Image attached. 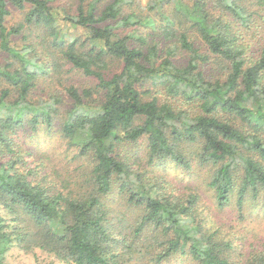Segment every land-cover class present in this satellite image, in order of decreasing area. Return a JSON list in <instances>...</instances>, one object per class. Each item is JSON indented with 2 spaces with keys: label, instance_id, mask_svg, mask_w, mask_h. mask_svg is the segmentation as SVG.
I'll use <instances>...</instances> for the list:
<instances>
[{
  "label": "trees",
  "instance_id": "trees-1",
  "mask_svg": "<svg viewBox=\"0 0 264 264\" xmlns=\"http://www.w3.org/2000/svg\"><path fill=\"white\" fill-rule=\"evenodd\" d=\"M251 1L151 0L155 20L135 0H0V210L23 225L0 213V264L12 244L66 264H238L237 250L264 264V241L244 249L201 217L196 190L153 170L189 168L196 144L218 208L264 198V0ZM60 147L84 161L75 190L50 164ZM111 195L139 216L116 218Z\"/></svg>",
  "mask_w": 264,
  "mask_h": 264
},
{
  "label": "rangeland",
  "instance_id": "rangeland-1",
  "mask_svg": "<svg viewBox=\"0 0 264 264\" xmlns=\"http://www.w3.org/2000/svg\"><path fill=\"white\" fill-rule=\"evenodd\" d=\"M137 4H139L140 8L143 9L144 12L148 13L147 5L151 2V0H135ZM247 6L249 11L256 10L257 4L255 0L248 2ZM253 3V5H251ZM163 12H167L171 15V7L165 6L163 8ZM149 14L156 20H159V15L155 14V12H149ZM21 18V12L18 10L12 9L10 15L6 18V25L11 26L17 23ZM182 25V24H181ZM190 34V38L196 43L200 42L198 38H196L194 32L191 30L188 32ZM4 55L0 52V61L3 62ZM113 68H116L114 66ZM64 76H67L63 74ZM68 80L70 83L75 84L77 87L82 88L86 87L91 83L90 80L85 78L80 72L71 71L68 73ZM46 86L47 84H43ZM42 86V85H41ZM41 86L39 88H41ZM48 135V134H47ZM50 136V134H49ZM43 139H47L48 137L44 136ZM56 142L55 144H57ZM142 140L137 143L125 144V148L129 149L130 152L134 151L138 154L140 153V149L142 148ZM47 143H43V147L40 151H47ZM53 147L52 145L49 146ZM48 148V149H49ZM62 147L51 150L49 154L51 155H59L55 158L54 162H50L52 167L60 166V177L56 176L59 183L68 184L71 190H75L77 187L76 184L81 182V178L75 179V172L70 174V170L76 169V173L81 177L84 170H82L85 165L83 160L74 159L70 162L71 154L65 152ZM124 148V149H125ZM142 150V149H141ZM133 152V153H134ZM184 156L188 159L190 163V167L186 168L182 164L177 163L175 160L171 158H165L162 160L161 164L158 167H154L155 175H163L167 177L172 183L181 191H186V189H194L199 193L201 199V209L200 214L201 217L206 219H213L215 225L220 226L224 231L229 232L230 237H239V239L243 240L244 249L250 244H257L264 241V198L259 200L258 205L255 203L249 205L247 208H243L240 212L238 211L235 202L232 201L231 204L225 206L223 208H218L216 202L213 200L212 190L206 186V183L209 181V176L213 167L211 165H206L205 163H199V150L196 144L191 145L187 144V146H183ZM67 155V157H66ZM62 160L70 162L68 166L64 167V163L62 165ZM143 160H146L143 158ZM55 164V165H54ZM58 168V167H57ZM49 170V169H48ZM47 171V170H46ZM80 171V172H79ZM68 175V178L66 177ZM63 177H66L67 180H71L68 182L61 181ZM185 193V192H184ZM264 197V196H263ZM122 197H117V195H111L107 198L106 204L109 205L110 211L113 213L116 218H124L123 220H130L128 216L137 217L139 216V211L133 210V208H126L125 202ZM1 208V207H0ZM0 213L3 214L5 220L9 223L12 222L14 226H23L21 223V218L16 217V220L13 222L9 217H14V214H10L8 212L4 213V211L0 210ZM127 217V218H126ZM117 221V219L115 220ZM24 223V222H23ZM116 224V223H115ZM25 225V224H24ZM123 233H125L123 231ZM126 234V233H125ZM127 235V234H126ZM144 251V249H142ZM241 250H237L234 254V258L239 259L238 264H246L247 259H243L240 256ZM47 252L33 247L31 249H22L18 244H12L7 252L5 253L4 262L9 264H66L65 262L60 261L55 256L46 258ZM162 264H196L192 262L189 258L185 256H181L178 254V257L169 258L164 261Z\"/></svg>",
  "mask_w": 264,
  "mask_h": 264
}]
</instances>
